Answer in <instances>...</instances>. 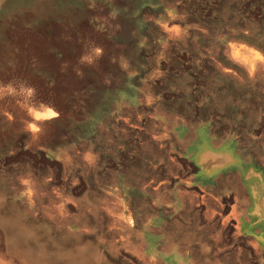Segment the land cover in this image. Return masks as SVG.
<instances>
[{
  "label": "rangeland",
  "instance_id": "374dc122",
  "mask_svg": "<svg viewBox=\"0 0 264 264\" xmlns=\"http://www.w3.org/2000/svg\"><path fill=\"white\" fill-rule=\"evenodd\" d=\"M177 153L264 181V0H0V264H140Z\"/></svg>",
  "mask_w": 264,
  "mask_h": 264
},
{
  "label": "crops",
  "instance_id": "0c3cea01",
  "mask_svg": "<svg viewBox=\"0 0 264 264\" xmlns=\"http://www.w3.org/2000/svg\"><path fill=\"white\" fill-rule=\"evenodd\" d=\"M190 155L148 179L158 215L114 221L122 249L140 264H264V181Z\"/></svg>",
  "mask_w": 264,
  "mask_h": 264
},
{
  "label": "clouds",
  "instance_id": "9594fccd",
  "mask_svg": "<svg viewBox=\"0 0 264 264\" xmlns=\"http://www.w3.org/2000/svg\"><path fill=\"white\" fill-rule=\"evenodd\" d=\"M47 115H48V116H55V115H56V113H55V112H53V111H51V110H49V111H48V113H47Z\"/></svg>",
  "mask_w": 264,
  "mask_h": 264
},
{
  "label": "bare ground",
  "instance_id": "6f19581e",
  "mask_svg": "<svg viewBox=\"0 0 264 264\" xmlns=\"http://www.w3.org/2000/svg\"><path fill=\"white\" fill-rule=\"evenodd\" d=\"M49 110H44L43 114L40 115V117H45V116H48L47 113H48Z\"/></svg>",
  "mask_w": 264,
  "mask_h": 264
}]
</instances>
